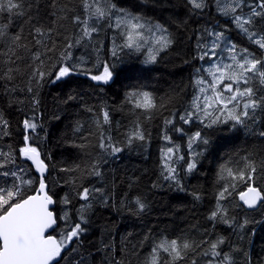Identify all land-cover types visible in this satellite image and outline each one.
I'll return each mask as SVG.
<instances>
[{
  "label": "snow or ice",
  "instance_id": "6c2138e0",
  "mask_svg": "<svg viewBox=\"0 0 264 264\" xmlns=\"http://www.w3.org/2000/svg\"><path fill=\"white\" fill-rule=\"evenodd\" d=\"M261 233L264 0H0V264H264Z\"/></svg>",
  "mask_w": 264,
  "mask_h": 264
},
{
  "label": "trees",
  "instance_id": "16d2710c",
  "mask_svg": "<svg viewBox=\"0 0 264 264\" xmlns=\"http://www.w3.org/2000/svg\"><path fill=\"white\" fill-rule=\"evenodd\" d=\"M176 72L177 73H181V70L180 69H176ZM183 76H187V72H183L182 73ZM169 80L173 79L172 77H169L168 78ZM175 79L176 80H179L180 79V75H176L175 76ZM111 95V94H110ZM117 119H119V117H117ZM232 145H228L227 148H231ZM227 148H225V150H227ZM55 149V144L53 143L52 145V150ZM57 154V159H60L59 157V153L56 152ZM150 163L149 162H144V161H141L138 157H131V158H127V159H124L123 162L120 164V167L121 168H125V169H128V170H134V169H137V168H144V167H150ZM208 165H206L207 167ZM196 181H193V183H195ZM157 199H160V198H157ZM170 203H175V201H169V199L167 197H164L162 202L160 203V206L155 210L157 213H159L160 211H166L167 210V207ZM171 226V225H170ZM261 236V239L258 240L256 242V250L259 251L261 250L262 248H264V233H261L260 234Z\"/></svg>",
  "mask_w": 264,
  "mask_h": 264
},
{
  "label": "rangeland",
  "instance_id": "374dc122",
  "mask_svg": "<svg viewBox=\"0 0 264 264\" xmlns=\"http://www.w3.org/2000/svg\"><path fill=\"white\" fill-rule=\"evenodd\" d=\"M53 151H54L55 153L58 152V153H59V157H60V159L62 158L61 155H60V153L62 152V149H57V148L55 147V149H53Z\"/></svg>",
  "mask_w": 264,
  "mask_h": 264
}]
</instances>
